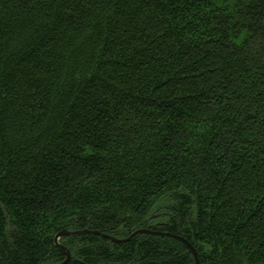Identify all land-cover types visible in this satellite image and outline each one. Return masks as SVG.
I'll return each mask as SVG.
<instances>
[{
	"label": "trees",
	"instance_id": "16d2710c",
	"mask_svg": "<svg viewBox=\"0 0 264 264\" xmlns=\"http://www.w3.org/2000/svg\"><path fill=\"white\" fill-rule=\"evenodd\" d=\"M264 264V0H0V264L63 230ZM66 264H195L62 237Z\"/></svg>",
	"mask_w": 264,
	"mask_h": 264
},
{
	"label": "water",
	"instance_id": "95a60500",
	"mask_svg": "<svg viewBox=\"0 0 264 264\" xmlns=\"http://www.w3.org/2000/svg\"><path fill=\"white\" fill-rule=\"evenodd\" d=\"M85 235L100 236V237H102V238H104L110 242H113V243L128 242V241L132 240L133 238L138 237L140 235H150V236H156V237H162V238H168V239L176 240V241H179L180 243H182L190 251L192 258L194 260V263L199 264V261L197 258V253H196L195 249L185 239H183L180 236H175V235H172L169 233H164V232L152 231L149 229L135 230L134 232H132L129 235V237H127L125 239H118V238H115V237L108 235V234H102L98 231H89V230H75V231L63 230V231H60L54 237L55 245L60 249V251L65 256L64 261L60 264H66L71 259V255H70L69 251L64 246L59 244L58 241L60 240V238L72 237V236H85Z\"/></svg>",
	"mask_w": 264,
	"mask_h": 264
}]
</instances>
